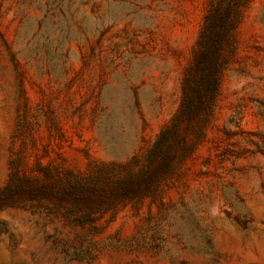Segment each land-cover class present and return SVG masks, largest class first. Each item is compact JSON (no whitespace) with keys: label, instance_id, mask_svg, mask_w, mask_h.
<instances>
[{"label":"rangeland","instance_id":"obj_1","mask_svg":"<svg viewBox=\"0 0 264 264\" xmlns=\"http://www.w3.org/2000/svg\"><path fill=\"white\" fill-rule=\"evenodd\" d=\"M207 4L0 0V190L12 169L143 155L179 106ZM16 202H0V264H264V0L245 7L213 123L161 197L98 228Z\"/></svg>","mask_w":264,"mask_h":264},{"label":"trees","instance_id":"obj_2","mask_svg":"<svg viewBox=\"0 0 264 264\" xmlns=\"http://www.w3.org/2000/svg\"><path fill=\"white\" fill-rule=\"evenodd\" d=\"M250 0H208L190 64L181 80V99L170 121L143 155L123 162H90L77 171L65 164L41 166L35 177L12 169L0 190V202H47L81 226L129 203L155 200L183 173L212 125L225 68L236 51L237 30ZM15 164V163H14Z\"/></svg>","mask_w":264,"mask_h":264}]
</instances>
